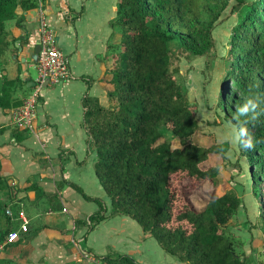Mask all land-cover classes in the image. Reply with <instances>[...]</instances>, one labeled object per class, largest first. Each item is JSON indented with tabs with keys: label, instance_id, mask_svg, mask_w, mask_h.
Wrapping results in <instances>:
<instances>
[{
	"label": "trees",
	"instance_id": "obj_1",
	"mask_svg": "<svg viewBox=\"0 0 264 264\" xmlns=\"http://www.w3.org/2000/svg\"><path fill=\"white\" fill-rule=\"evenodd\" d=\"M230 1L116 0L109 23L122 31L111 46L112 62L99 78L111 104L82 97L94 174L110 201L106 215L100 210L89 214L90 224L107 215H127L166 253L186 264H251L249 254L235 251L225 230L240 198L225 189L195 208L180 193L188 182L210 181L216 187L218 167L209 161L211 154L223 155L225 149L214 140L198 144L190 139L197 127L195 111L174 73L184 52L201 56L214 49L211 30ZM35 5L36 0H0V45L6 41L4 21L14 16L16 6L26 10ZM233 5L243 10L230 29L225 63L219 65L216 104L223 119L238 128L239 153L246 160L264 233V0H233ZM25 41L20 38L19 44ZM0 77V109L6 112L20 103L11 97L20 79L1 72ZM161 126L174 134L179 146L171 147ZM244 130L253 139V149L242 144L247 140ZM35 190L36 198L55 196ZM14 193L0 173V243L18 224L10 212ZM26 230L2 245L0 264H21L6 249L23 243L29 237L24 238ZM98 258L101 264H135L131 256L116 251Z\"/></svg>",
	"mask_w": 264,
	"mask_h": 264
},
{
	"label": "crops",
	"instance_id": "obj_2",
	"mask_svg": "<svg viewBox=\"0 0 264 264\" xmlns=\"http://www.w3.org/2000/svg\"><path fill=\"white\" fill-rule=\"evenodd\" d=\"M115 12L116 0H36L26 10L16 6L9 25H4L8 42L4 46L16 47L21 60L29 58L33 64L41 15L66 54L70 72L68 78L48 80L38 89L31 128L16 126L10 109H0V173L15 189L10 208L18 220L15 230L22 235L17 214L22 210L27 219L24 238L29 236L6 252L16 254L21 264H101L98 256L109 251L127 254L135 264H186L166 253L127 215H107L93 225L88 218L98 210L106 215L110 201L94 174L82 97L87 94L102 105L111 103L99 78L110 66L111 46L119 38L109 23ZM20 38L26 41L19 44ZM18 64L12 77L18 76L31 91L33 80L26 76L25 65ZM19 98L21 103L24 97ZM29 183L33 186L18 190ZM36 188L55 196L36 198ZM249 245V239L243 242L251 264H264L262 248L252 251Z\"/></svg>",
	"mask_w": 264,
	"mask_h": 264
},
{
	"label": "rangeland",
	"instance_id": "obj_3",
	"mask_svg": "<svg viewBox=\"0 0 264 264\" xmlns=\"http://www.w3.org/2000/svg\"><path fill=\"white\" fill-rule=\"evenodd\" d=\"M242 10L243 8L233 5V0H231L221 11L211 30L214 49L207 55L198 56L184 52L179 56L178 71L174 73V77L181 89L186 92L188 102L195 111L197 121V127L190 135V139L198 144H208L214 140L220 142L221 147L225 149L223 155L217 152L211 154L209 161L218 167V173L215 177L216 187H213L210 181L188 182L180 189V193L196 208L199 202L215 193L230 189L240 198L237 209L225 227L227 235L231 236L234 242L235 251L244 252L243 242L249 239L248 248L250 250L253 251L257 246H260L264 252V233L257 219L258 200L250 190V177L245 157L239 153L238 128L236 124L223 119L222 111L216 104L218 78L220 76L219 65L225 63L222 55L227 49L230 29ZM9 23L10 19H6L4 21L5 27ZM115 28L120 36L122 29L119 26H114L113 29ZM5 42L0 45V72L6 77H12L19 70L18 63H23L26 76L34 81L36 68L32 61L26 58L24 63L21 60L22 56H18V51L13 46L8 49L6 45L4 46L8 42ZM13 53L14 58L11 55ZM1 79L0 77V83ZM33 88L34 86L31 87L30 91L20 80L11 90V97L17 100H20L19 97H24L23 100H25L31 95L29 93L34 91ZM35 95L34 97H36ZM31 108L33 109V106ZM159 130L163 138L170 142L171 147L179 146L177 138L170 130L165 126L159 127ZM262 258L264 259V253Z\"/></svg>",
	"mask_w": 264,
	"mask_h": 264
},
{
	"label": "built area",
	"instance_id": "obj_4",
	"mask_svg": "<svg viewBox=\"0 0 264 264\" xmlns=\"http://www.w3.org/2000/svg\"><path fill=\"white\" fill-rule=\"evenodd\" d=\"M39 49L34 59L36 77L33 82V93L23 100V102L9 110V117L16 126L31 128L32 106L36 90L45 81H56L66 79L70 76L68 59L66 54L57 46L53 29L46 25L43 17L39 16L37 25ZM20 222L19 230L26 229L27 219L22 210L17 212ZM18 236L16 230L10 231L0 243V248L4 243L10 242Z\"/></svg>",
	"mask_w": 264,
	"mask_h": 264
},
{
	"label": "clouds",
	"instance_id": "obj_5",
	"mask_svg": "<svg viewBox=\"0 0 264 264\" xmlns=\"http://www.w3.org/2000/svg\"><path fill=\"white\" fill-rule=\"evenodd\" d=\"M249 103H251V101H249ZM253 107H255V105L253 104L252 105ZM248 108V105L246 104L243 108L240 109L241 112H244L246 111ZM246 132V130H244ZM246 135H247V140L244 141L242 144L245 148L247 149H253L254 148V142H253V139L251 136H249V134L246 132Z\"/></svg>",
	"mask_w": 264,
	"mask_h": 264
},
{
	"label": "water",
	"instance_id": "obj_6",
	"mask_svg": "<svg viewBox=\"0 0 264 264\" xmlns=\"http://www.w3.org/2000/svg\"><path fill=\"white\" fill-rule=\"evenodd\" d=\"M15 45L17 46V49L20 51V49H21V47H20V45H18V43L17 42H15ZM38 49H39V44H38V41H36V43H35V47H34V50H33V54H34V56L36 57V54H37V52H38ZM35 59V58H34ZM34 81H31V83H33ZM46 83V81L44 82V84ZM8 183H10V181H8Z\"/></svg>",
	"mask_w": 264,
	"mask_h": 264
}]
</instances>
